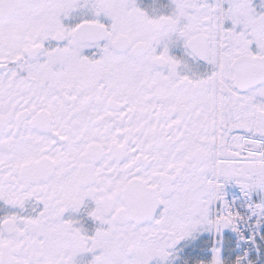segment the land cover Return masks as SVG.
I'll return each instance as SVG.
<instances>
[{
  "label": "snow or ice",
  "instance_id": "obj_1",
  "mask_svg": "<svg viewBox=\"0 0 264 264\" xmlns=\"http://www.w3.org/2000/svg\"><path fill=\"white\" fill-rule=\"evenodd\" d=\"M0 264H264V0H0Z\"/></svg>",
  "mask_w": 264,
  "mask_h": 264
}]
</instances>
